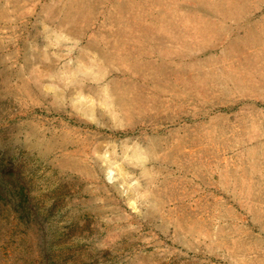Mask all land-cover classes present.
Here are the masks:
<instances>
[{
	"label": "rangeland",
	"instance_id": "374dc122",
	"mask_svg": "<svg viewBox=\"0 0 264 264\" xmlns=\"http://www.w3.org/2000/svg\"><path fill=\"white\" fill-rule=\"evenodd\" d=\"M0 264H264V0H0Z\"/></svg>",
	"mask_w": 264,
	"mask_h": 264
}]
</instances>
